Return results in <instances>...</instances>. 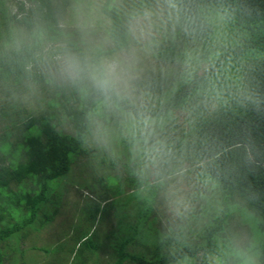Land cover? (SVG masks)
I'll return each mask as SVG.
<instances>
[{
  "label": "clouds",
  "instance_id": "9594fccd",
  "mask_svg": "<svg viewBox=\"0 0 264 264\" xmlns=\"http://www.w3.org/2000/svg\"><path fill=\"white\" fill-rule=\"evenodd\" d=\"M37 119L132 181L162 264H264L257 0H0V166Z\"/></svg>",
  "mask_w": 264,
  "mask_h": 264
},
{
  "label": "rangeland",
  "instance_id": "374dc122",
  "mask_svg": "<svg viewBox=\"0 0 264 264\" xmlns=\"http://www.w3.org/2000/svg\"><path fill=\"white\" fill-rule=\"evenodd\" d=\"M132 186L130 181L124 188L108 184L92 175L77 156L63 177L50 182L51 202L59 208L58 213L41 229L26 237L22 234V240L12 237L18 254L11 255L6 264H91L95 257L107 264L116 258L110 255L113 249L131 235L139 244L130 248L150 258L156 247L149 228L152 217L139 208L130 192ZM104 197L109 203H101L95 218V205ZM105 242L117 247L111 249Z\"/></svg>",
  "mask_w": 264,
  "mask_h": 264
},
{
  "label": "trees",
  "instance_id": "16d2710c",
  "mask_svg": "<svg viewBox=\"0 0 264 264\" xmlns=\"http://www.w3.org/2000/svg\"><path fill=\"white\" fill-rule=\"evenodd\" d=\"M257 2L264 7V0ZM17 143L21 146L23 157L18 166H0V264H6L11 255L18 254L11 244L12 237L22 240L23 235L26 237L32 231L41 229L58 213L59 208L51 202L54 193L50 192V182L63 177L79 156L78 145L71 137L58 134L39 119L30 122ZM254 183L264 191V172L255 178ZM101 203L106 205L109 200L104 197L96 203L95 218ZM135 244L139 241L132 235L124 238L118 247L106 243L107 247H117L116 250L111 248L113 252L110 254L116 258L107 264H162L161 257L156 256L160 253L157 247L147 258L145 254H138L136 248H130ZM92 259L91 264L105 263L97 257Z\"/></svg>",
  "mask_w": 264,
  "mask_h": 264
}]
</instances>
